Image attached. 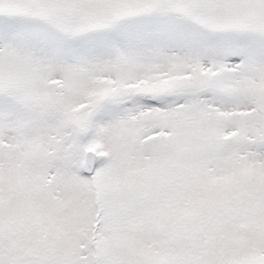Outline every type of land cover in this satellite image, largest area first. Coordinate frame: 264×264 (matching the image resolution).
Segmentation results:
<instances>
[{
  "label": "snow or ice",
  "instance_id": "obj_1",
  "mask_svg": "<svg viewBox=\"0 0 264 264\" xmlns=\"http://www.w3.org/2000/svg\"><path fill=\"white\" fill-rule=\"evenodd\" d=\"M0 264H264V0H0Z\"/></svg>",
  "mask_w": 264,
  "mask_h": 264
}]
</instances>
